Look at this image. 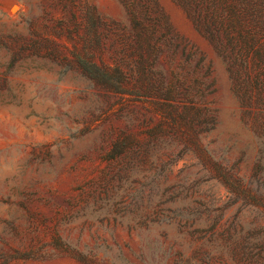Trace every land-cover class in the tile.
<instances>
[{"label":"rangeland","instance_id":"374dc122","mask_svg":"<svg viewBox=\"0 0 264 264\" xmlns=\"http://www.w3.org/2000/svg\"><path fill=\"white\" fill-rule=\"evenodd\" d=\"M232 2L236 10L264 9V0ZM132 4L164 9L213 60L219 113L211 134L233 143L234 154L245 149L250 167L253 141L224 65L173 0ZM131 8L124 0H0V264H242L230 239L209 232L216 217L225 226L238 215L249 228L251 217L238 203L224 198L200 207L194 225L184 226L186 201L172 187L198 166L190 165L163 111L137 105L106 113L100 92L46 54L50 40L71 47L72 9H94L103 21L120 23L113 29L119 33ZM156 67L167 68L164 61ZM122 132L134 146L126 164L108 167L99 157ZM54 237L64 245L55 246ZM11 247L40 256L11 257Z\"/></svg>","mask_w":264,"mask_h":264},{"label":"trees","instance_id":"16d2710c","mask_svg":"<svg viewBox=\"0 0 264 264\" xmlns=\"http://www.w3.org/2000/svg\"><path fill=\"white\" fill-rule=\"evenodd\" d=\"M173 1L193 33L224 65L239 120L253 141L250 167L245 149L234 154L233 143L220 144L211 134L219 113L213 60L174 27L164 9L135 10L133 0H124L131 9H126L127 25L119 33L113 29L120 23L103 21L94 9H72L76 37L71 47L50 40L46 54L59 59L60 71H77L100 92L106 113L137 105L163 111L169 131L190 154V165L198 166L172 187L174 196L186 201L184 226L194 225L202 214L200 207L210 208L224 198L238 203V212L249 214L251 226L245 227L238 215L225 226L216 217L209 232L218 230L230 239L242 264H264V9L236 10L233 0ZM161 61L166 70L156 67ZM133 146L130 135L122 132L99 159L108 167L126 164ZM203 184L208 188L202 190ZM12 229L18 237L13 224ZM53 240L55 246L64 245L61 237ZM11 251V257L40 256L18 247ZM71 255L81 259L79 251Z\"/></svg>","mask_w":264,"mask_h":264}]
</instances>
